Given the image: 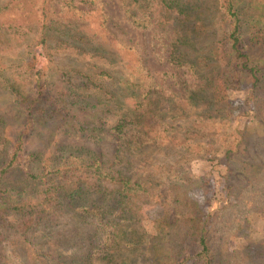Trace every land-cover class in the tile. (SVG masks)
Returning a JSON list of instances; mask_svg holds the SVG:
<instances>
[{
    "label": "trees",
    "instance_id": "1",
    "mask_svg": "<svg viewBox=\"0 0 264 264\" xmlns=\"http://www.w3.org/2000/svg\"><path fill=\"white\" fill-rule=\"evenodd\" d=\"M103 1L0 0V90L10 100L0 106V264H10V229L40 264H264V241L227 245L264 217L257 164L244 165L235 201L210 216L188 164L146 150L183 127L181 115L204 108L216 119L225 104L215 113L232 116L229 92L250 93L264 111V0H121L132 27L154 34L144 55L167 65L169 85L148 54L123 64L119 46L136 49L114 36ZM63 53L70 64H58ZM147 206L159 210L149 228ZM60 223L70 230L55 233Z\"/></svg>",
    "mask_w": 264,
    "mask_h": 264
},
{
    "label": "rangeland",
    "instance_id": "2",
    "mask_svg": "<svg viewBox=\"0 0 264 264\" xmlns=\"http://www.w3.org/2000/svg\"><path fill=\"white\" fill-rule=\"evenodd\" d=\"M195 2L196 0H184ZM103 3L106 5L103 7ZM102 8L111 18L110 30L121 43L128 47H135L136 53L123 51V64L131 66L138 56L147 58V63L152 70V74L157 80H166L167 85L171 84V78L163 74L167 71V65L163 63L155 54L150 55V50L144 55V50L151 44L152 31L136 30L126 18L121 0H105ZM164 13L162 14V16ZM212 28L219 29L220 24L217 16ZM219 17V16H218ZM213 42L203 39L200 47L201 55H208ZM153 50V49H152ZM154 51V50H153ZM74 57L70 53H63L58 57L60 65H68ZM250 93L229 92L226 102L231 103L234 110L232 116H227V112L215 113L222 109L225 104L215 107L214 115L216 119L203 117V111L193 115H181L180 124L175 123L179 130L166 134V138L156 145L150 146L148 155L153 161H164L167 164H174L178 161L188 164L186 168L198 182V187L193 189L192 196L202 205L207 215L212 216L229 202L235 201L244 176L242 169L247 162L257 164L258 168L250 169L252 175L264 172V111L259 114V108L248 101ZM180 101H177L179 103ZM9 98L0 90V106L7 107ZM226 103V105H227ZM188 109L186 103L183 109ZM219 109V110H218ZM200 115V116H199ZM38 147L37 142L34 144ZM231 169V171H230ZM259 174V175H260ZM174 176L171 177H175ZM176 179V178H175ZM233 187L232 189H229ZM159 216V210L154 207L144 208V217L147 227H151L152 222ZM252 220V231L244 236L230 238L227 245L231 251L243 250L250 241H264V217L261 214H254ZM7 221L13 224V219ZM211 221V219L209 220ZM70 230L67 224L60 223L56 232ZM21 237L14 234L10 229L7 234L6 256L10 264H40L35 251L27 244L21 242ZM74 252V251H73ZM189 264H194L193 262Z\"/></svg>",
    "mask_w": 264,
    "mask_h": 264
}]
</instances>
